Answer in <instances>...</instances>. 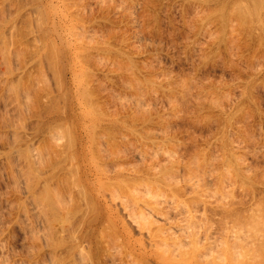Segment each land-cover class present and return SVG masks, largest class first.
I'll return each instance as SVG.
<instances>
[{
  "label": "rangeland",
  "instance_id": "1",
  "mask_svg": "<svg viewBox=\"0 0 264 264\" xmlns=\"http://www.w3.org/2000/svg\"><path fill=\"white\" fill-rule=\"evenodd\" d=\"M38 2L0 0V261L264 264V0Z\"/></svg>",
  "mask_w": 264,
  "mask_h": 264
},
{
  "label": "bare ground",
  "instance_id": "2",
  "mask_svg": "<svg viewBox=\"0 0 264 264\" xmlns=\"http://www.w3.org/2000/svg\"><path fill=\"white\" fill-rule=\"evenodd\" d=\"M39 2L46 3L47 5L51 4L50 0H39ZM39 2H38V4H39ZM37 7H38V5H37ZM6 38L7 37H5L4 35H1L0 43H2V44H0V51H1L0 55L3 58L4 66L8 68L9 61H10V58H11L10 57L11 56V51H10V47H9V43H8L9 40H7ZM7 68H6V70H8ZM6 73H8V71ZM13 84L7 86L8 89H6V90H7V93L9 92L10 95H13L12 98H11L12 103L15 105V108L20 113L22 108L24 109V103L22 102L19 89L16 87V85H13ZM9 94H8V96H9ZM8 98L9 97H7V99ZM23 113L24 112H22V114ZM20 115H21V113H20ZM22 125H23V123H22ZM29 167H31V166H29ZM32 167L34 168L33 165H32ZM34 169H36V168H34ZM30 171H29V173L32 172V171L31 172ZM37 172H38V170H37ZM36 174H34L33 178L30 176L31 178L29 177V179L27 180V181H29L28 184H27L28 187H29L28 190L31 193V196H32V199L34 200V203L36 204L35 206H37V208H38V209L37 208L36 209L41 214L40 217H42V219H44V222L47 225H50L56 232H58V230L55 228V222L60 216H64L66 214L67 210L69 211V209L66 207L67 204H66V202H64L65 200L56 202L55 199L52 197V194H51L52 191H51V188H50V182L48 183V180L46 181V180L41 179L43 181H39V182L35 181L37 179V178H35ZM82 179H83V181L87 180V178L84 175H82ZM96 212H97V215H96L95 219L92 220V221H87L86 222L87 226L88 225H93L90 222H94L97 225L98 223H101L103 221V218L105 217V206H104L103 202L97 201V203H96ZM55 236H56L55 232H52L50 234V243L53 246L52 250H53L54 254H56L55 251L58 248V244H59V246L61 245L60 242L59 243L57 242V240L55 239ZM54 249H55V251H54ZM59 249H61V248H59ZM74 249L76 250V248H74ZM74 249L72 248L71 250L69 249L70 251H68L70 254H72L70 257H67L66 261H68V264H88L87 261H85V262L83 261L85 259L84 258L82 259V254L79 257L80 262L79 263L77 262L78 261L77 258H75V256H73L75 254V251H73ZM2 252H3V250H2ZM54 262H56V263H59V262L60 263H64L65 262V257L63 258V257L55 255ZM0 264H4V261H0Z\"/></svg>",
  "mask_w": 264,
  "mask_h": 264
}]
</instances>
